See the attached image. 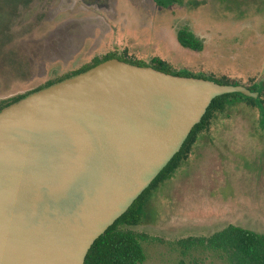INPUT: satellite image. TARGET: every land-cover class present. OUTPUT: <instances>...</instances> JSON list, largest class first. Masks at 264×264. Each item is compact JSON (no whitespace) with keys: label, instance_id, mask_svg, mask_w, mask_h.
Here are the masks:
<instances>
[{"label":"water","instance_id":"water-1","mask_svg":"<svg viewBox=\"0 0 264 264\" xmlns=\"http://www.w3.org/2000/svg\"><path fill=\"white\" fill-rule=\"evenodd\" d=\"M227 93L110 59L0 109V264H84Z\"/></svg>","mask_w":264,"mask_h":264},{"label":"rangeland","instance_id":"rangeland-1","mask_svg":"<svg viewBox=\"0 0 264 264\" xmlns=\"http://www.w3.org/2000/svg\"><path fill=\"white\" fill-rule=\"evenodd\" d=\"M198 1L182 0L176 13L178 28L204 36L203 51L173 55L171 71L244 87L264 81V0ZM23 8L0 0V100L33 85L20 79L34 28ZM149 207L150 215L126 226L143 236V264H231L216 251L190 249V237L209 238L230 225L264 233V96L232 99L176 174L151 193Z\"/></svg>","mask_w":264,"mask_h":264},{"label":"flooded vegetation","instance_id":"flooded-vegetation-1","mask_svg":"<svg viewBox=\"0 0 264 264\" xmlns=\"http://www.w3.org/2000/svg\"><path fill=\"white\" fill-rule=\"evenodd\" d=\"M12 1L23 5L33 20L23 47L27 67L20 78L33 85L2 98L0 109L3 100L26 97L110 59L148 66L161 61L171 67L173 55L203 51L179 41L180 32H191L199 42L204 37L178 28L176 10L182 0Z\"/></svg>","mask_w":264,"mask_h":264},{"label":"trees","instance_id":"trees-1","mask_svg":"<svg viewBox=\"0 0 264 264\" xmlns=\"http://www.w3.org/2000/svg\"><path fill=\"white\" fill-rule=\"evenodd\" d=\"M179 41L185 45H189L192 49L199 50L203 48L202 43L191 32L190 34L180 32ZM132 64L148 66L145 63ZM152 66L173 74L204 77L173 72L169 66L161 61H158ZM212 80L226 84L242 85L239 81H230L226 78ZM247 87L251 90L258 91V97L252 98L240 93H227L213 99L202 121L193 128L181 150L174 156L152 184L134 201L129 209L95 240L86 256L84 264H143L145 262L146 255L142 244L143 236L126 229V226L137 225L148 214L150 215L151 208L149 207V203L151 193L161 183L176 174V171L188 159L193 146L197 142L198 136L206 128H209L211 121L219 113H223L226 110V107L229 102H232V99L243 98L246 100H257L264 96V81L255 83L253 87ZM23 97L3 101L2 107L14 103ZM186 242L184 241V244ZM202 247L216 251L220 255H226L228 262L231 264H264V233H259L241 226L230 225L209 238L190 237V249Z\"/></svg>","mask_w":264,"mask_h":264}]
</instances>
